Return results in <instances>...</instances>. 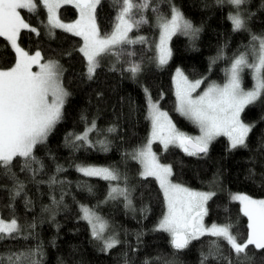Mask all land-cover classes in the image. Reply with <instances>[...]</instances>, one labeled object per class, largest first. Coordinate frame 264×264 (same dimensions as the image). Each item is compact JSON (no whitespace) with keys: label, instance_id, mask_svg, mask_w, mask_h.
<instances>
[{"label":"trees","instance_id":"1","mask_svg":"<svg viewBox=\"0 0 264 264\" xmlns=\"http://www.w3.org/2000/svg\"><path fill=\"white\" fill-rule=\"evenodd\" d=\"M121 4L122 0H101L97 6L96 24L101 35L114 27ZM173 7L199 31L194 38L180 33L172 36L171 57L161 67L153 62L157 18L169 17ZM236 11L217 0H150V7L142 12L134 9V19L143 16L147 21L133 31L143 35L144 42L118 46L114 52L119 55H102L89 79L86 60L79 51L81 38L51 29L42 5L35 13L22 10L36 32L22 29L19 46L28 53L39 51L45 61L56 62L68 95L61 120L34 149L43 168L32 163L31 167L38 170L33 175L22 170L24 161L16 158L11 170L15 179L0 169V217L15 218L21 226L15 238L0 240V256L39 248L42 255L36 259L40 264H201L213 238L202 236L182 250L172 247L170 235L157 230L165 212L163 192L155 178L139 175L140 165L133 157L149 131L147 97L166 110L179 129L197 131L175 110V69H181L190 79L220 82L232 59L253 49L252 36L264 37V0H247L240 6L245 28L238 31L228 19L229 13ZM58 15L70 21L77 11L72 5H63ZM14 61V50L0 37V69ZM132 64L140 66L135 76L126 70ZM241 82L244 88L252 87L248 68L243 70ZM241 119L253 125L245 147L233 149L225 136H218L210 142L207 153L188 155L175 146L162 150L156 143L153 149L158 159L171 167L173 182L216 193L206 204V223L232 225L242 243L247 238V218L230 196L243 193L264 198V98L247 106ZM93 122L96 130L88 132V142L75 140ZM78 166L114 169L120 179L110 182L87 177L77 170ZM52 178L56 183H51ZM17 181L23 183L24 191L14 197ZM115 185L127 189L128 200L108 197ZM82 206L103 221L104 238L114 237L119 243L105 250L103 240L94 238L89 222L83 218ZM221 253L228 259L209 256L204 264H228L229 260L232 264H264V250H255L254 246H249L247 257L237 258L222 243Z\"/></svg>","mask_w":264,"mask_h":264},{"label":"snow or ice","instance_id":"2","mask_svg":"<svg viewBox=\"0 0 264 264\" xmlns=\"http://www.w3.org/2000/svg\"><path fill=\"white\" fill-rule=\"evenodd\" d=\"M217 2L230 4L237 9L235 14L229 13L228 16L234 31L245 28V21L239 9L247 0H217ZM100 3L101 0H39V4L47 10L48 25L51 29L60 28L83 39V46L79 51L87 61L89 79L93 77L99 66L102 55L108 53L119 55L114 52L118 46L144 42L143 37L131 39L128 34L141 23L147 22L143 16L134 19V9L142 12L150 7V0H139V3L136 0H122L113 32L101 36L96 24V9ZM63 4H72L79 12V18L74 23L66 24L59 18L58 10ZM37 7V0H0V37L11 45L16 56L14 66L0 69V169L4 170L5 174H10L13 179L15 174L11 170L16 158H22L24 161L22 170L32 171L33 175L38 170L31 167L32 163H38L41 169L43 168V164L34 156V149L44 143L61 120V110L68 95L60 84L62 73L59 65L52 61L40 63L39 51L29 55L18 44L22 29L36 32V28L26 23L20 10L35 13ZM158 20L160 40L156 46V59L158 65L163 67L171 57V50L167 46L171 37L180 33L194 38L199 29L194 28L192 23L174 7L170 19L158 17ZM252 41L254 61L249 63L247 55L241 53L231 63L227 83L222 87L212 84L203 94L196 97L192 93L200 86L201 81L191 82L180 69H177L174 77L177 110L199 126L201 135L193 138L179 132L168 118V114L160 111L149 97L151 138L148 145L137 150L133 157L138 159L143 167L141 175L155 177L163 192L167 211L160 220L157 230L170 235L172 247L182 250L187 248L191 241L202 236L213 238L209 253L203 256L201 264H204L209 256L227 260L228 258L223 257L221 253L222 243H226L237 258L247 257L249 246H254L258 251L264 250V199H253L244 194L231 196L233 201L240 203L241 212L248 219L247 238L242 243L233 233L230 224L205 226L203 223V217L206 215L205 205L216 193L196 192L172 183L169 179L171 167L159 163L156 155L151 151V143L154 139H160L165 148L169 144L177 145L188 155L207 153L209 143L220 135L228 137L230 147L233 149L246 146L245 141L253 125L245 124L241 119V113L247 106L264 98V37L252 36ZM34 64L40 71H32ZM244 68L252 70L254 84L249 90H245L241 85L240 73ZM126 70L135 76L140 71V66L132 64ZM95 130L96 126L93 122L91 128L77 135L75 140L87 143L88 132ZM100 143L103 145L104 141ZM77 170L84 176L100 177L110 182L120 179L117 172L110 168L78 166ZM51 183H56L55 178L51 179ZM23 191V183L17 181L14 197L19 196ZM108 195L111 199L123 196L128 200L126 188L111 187ZM81 211L83 218L90 224H93L94 219L99 220L91 209L82 206ZM20 231L21 226L15 218L10 221L0 218V240L15 238ZM103 232V225L97 230L93 224V236L103 240L105 250L119 243L114 237L104 238ZM37 255H42L39 248L28 252H13L6 257L0 256V264H40V260L36 259ZM228 264H232V261L229 260Z\"/></svg>","mask_w":264,"mask_h":264},{"label":"rangeland","instance_id":"3","mask_svg":"<svg viewBox=\"0 0 264 264\" xmlns=\"http://www.w3.org/2000/svg\"><path fill=\"white\" fill-rule=\"evenodd\" d=\"M37 3H38V6L40 5L39 4V0H37ZM63 5H72V4H63ZM62 5V6H63ZM73 6V5H72ZM74 7V6H73ZM121 7V6H120ZM76 9V8H75ZM22 10L23 9H21L20 10V12H21V15H22V17L24 18V15H23V13H22ZM46 10V9H45ZM119 10H120V8L118 9V12H119ZM76 11H77V9H76ZM46 12H47V10H46ZM172 14V13H171ZM117 15H118V13H117ZM79 18V12L77 11V16H76V18L75 19H73V20H70V21H63V20H61L63 23H66V24H68V23H74L77 19ZM165 18V17H164ZM171 18V15L169 16V17H167L166 19H170ZM25 19V18H24ZM25 21H26V19H25ZM157 21H158V36H157V39H156V41H155V51L153 52V54H154V56H153V62H154V64L155 65H157L158 66V62H157V59H156V57H157V44L159 43V40H160V28H159V20H158V18H157ZM26 23H28L27 21H26ZM47 23H48V16H47ZM116 23H117V19H116V22H115V24H114V27L112 28V30L110 31V33H108L107 35H110L112 32H113V30H114V28H115V25H116ZM49 27H50V25H48ZM31 27V26H30ZM33 28V27H32ZM60 29V28H59ZM135 29V28H134ZM134 29L128 34L129 35V37L131 38V39H137L138 37H143V38H145L143 35H141V34H138V33H133V31H134ZM63 30V29H62ZM70 33V32H69ZM178 34V33H177ZM101 36H106V35H101ZM81 38V37H80ZM172 38V37H171ZM169 43H170V40L167 42V46H168V48H169ZM83 46V39L81 38V45H80V48ZM256 47L258 48V44H256ZM170 49V48H169ZM37 52V51H36ZM36 52H34V53H29V55H34ZM15 53V52H14ZM108 54H110V53H108ZM247 59H248V61H249V63H252L253 61H254V59H255V57H254V55H253V51L252 50H249L248 52H247ZM238 57V56H237ZM101 58H102V56L100 57V59H99V63H100V61H101ZM236 57H234L233 59H232V61L235 59ZM15 60H16V56H15ZM232 61L228 64V66L225 68V71H224V79L222 80V81H220V82H217V81H206V82H204L203 81V79L202 78H198V79H190V78H188L182 71V73L184 74V76H186L187 78H188V80L189 81H191V82H195V81H197V80H199V81H201V84H200V86L198 87V88H196V90L192 93V95L194 96V97H196V96H198V95H201V94H203V92L210 86V85H212V84H216V85H218V86H223L225 83H227V81H228V78H229V75H230V68H231V63H232ZM49 61H45V60H43L42 59V57H41V60H40V63H48ZM52 62H54V61H52ZM14 64H15V61H14V63L10 66V67H8V68H5V69H9V68H11L12 66H14ZM86 65H87V61H86ZM245 69H247V68H244L243 70H245ZM176 70L177 69H175L174 70V72H173V75H172V84H173V89H174V95H175V99H176V82L174 81V77L176 76ZM181 70V69H180ZM248 70H249V72H250V76H251V79H252V87H253V84H254V80H253V75H252V70L250 69V68H248ZM32 71L33 72H38V71H40V69H39V67L37 66V65H33L32 66ZM242 73H243V71L240 73V76L242 75ZM60 84L62 85V83H61V78H60ZM241 85H242V82H241ZM63 87V86H62ZM243 87V86H242ZM251 87V88H252ZM244 88V87H243ZM250 88V89H251ZM245 90H249L248 88H244ZM148 97H147V111H148V118H149V105H148ZM152 100V99H151ZM152 102L153 103H155L156 105H157V107H158V104L155 102V101H153L152 100ZM159 108V107H158ZM160 109V108H159ZM175 110L180 114V115H182L178 110H177V99L175 100ZM160 111H163V112H166L167 113V111L166 110H162V109H160ZM168 114V113H167ZM183 117H185L186 119H188L186 116H184V115H182ZM168 118L171 120V122H172V124L173 125H175V128L179 131V132H181V133H184L186 136H188V137H193V138H195V137H199L200 135H201V131H200V128H199V126L197 125V124H195V123H193L190 119H188L190 122H192V124H194L195 126H196V128H197V131L195 132V133H192V132H186V131H183V130H181V129H179L177 126H176V124L172 121V119L169 117V115H168ZM244 122V121H243ZM245 123V122H244ZM149 124H150V126H149V131H148V135H147V137H146V139H145V141H144V143L140 146V148L138 149V150H140V149H143L145 146H147L148 145V142H149V140H150V138H151V134H152V123H151V119L149 118ZM245 124H247V123H245ZM220 136H224V135H220ZM218 137V136H217ZM226 138H227V141L229 142V140H228V137L227 136H225ZM216 138V137H215ZM159 144L160 146H161V148H162V150H165V149H167L168 147H170V146H175V147H177V148H179V149H181L182 151H184L181 147H179V146H177V145H172V144H169L168 145V147L167 148H165V146H164V144L163 143H161V141H160V139H154V140H152V143H151V151L156 155V157H157V159H158V156H157V153L154 151V149H153V145L154 144ZM210 144V143H209ZM229 145H230V142H229ZM209 146V145H208ZM185 152V151H184ZM137 161H138V159H136ZM158 161H159V163H161V164H163V165H168L167 163H164V162H161L159 159H158ZM138 163H139V165H140V170H139V175H141V172L143 171V167H142V165L140 164V162L138 161ZM169 166V165H168ZM94 167H102V166H94ZM105 168H107V167H105ZM151 177V176H150ZM153 178H155V177H153ZM169 179L171 180V177H169ZM157 181V180H156ZM171 182L172 183H174V184H177V183H175V182H173L172 180H171ZM158 183V182H157ZM158 185H159V183H158ZM180 185V184H179ZM112 186V185H111ZM182 186V185H181ZM114 187H118V188H121V186H119V185H115ZM160 187V186H159ZM183 187H185V186H183ZM187 188V187H186ZM188 189H190V188H188ZM190 190H192V191H196V192H209V191H211V192H213V190H206V191H204V190H196V189H190ZM233 194H243V193H232L231 194V196L233 195ZM244 195H246V194H244ZM231 196H230V198H231ZM108 197H109V195H108ZM250 197V196H249ZM251 198H253V197H251ZM253 199H257V198H253ZM260 199H264V198H260ZM165 200V199H164ZM257 200H259V199H257ZM236 202H238V201H236ZM239 203V202H238ZM205 207H206V205H205ZM239 207H240V210H241V205H240V203H239ZM166 211H167V208H166V203H165V212H164V214L166 213ZM164 214H163V216H164ZM163 216H162V218H163ZM206 216V215H205ZM205 216L203 217V223H204V225L205 226H211L212 224H217V223H206V221H205ZM1 218V217H0ZM161 218V219H162ZM247 218V217H246ZM160 219V220H161ZM5 221H10L11 219H9V220H6V219H4ZM86 220V219H85ZM87 222H89L88 220H86ZM160 222V221H159ZM159 222H158V224H159ZM90 224V223H89ZM93 224H95V226H96V228H97V230H99L100 229V227H101V225H103V221H101L100 219L97 221V220H93ZM93 224H90V227H91V229H92V232H93ZM158 224H157V226H158ZM217 225H223V224H217ZM247 225H248V219H247Z\"/></svg>","mask_w":264,"mask_h":264}]
</instances>
